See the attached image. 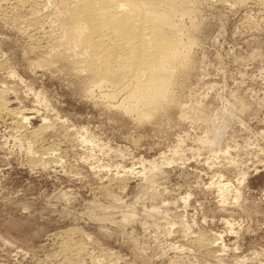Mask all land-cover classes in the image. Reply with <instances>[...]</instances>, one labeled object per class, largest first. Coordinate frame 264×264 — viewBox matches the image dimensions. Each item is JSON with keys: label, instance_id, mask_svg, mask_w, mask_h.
I'll use <instances>...</instances> for the list:
<instances>
[{"label": "rangeland", "instance_id": "rangeland-1", "mask_svg": "<svg viewBox=\"0 0 264 264\" xmlns=\"http://www.w3.org/2000/svg\"><path fill=\"white\" fill-rule=\"evenodd\" d=\"M62 2L0 4V91L28 116L0 114V264H264V1L190 4L178 108L151 123L86 53L54 57Z\"/></svg>", "mask_w": 264, "mask_h": 264}, {"label": "bare ground", "instance_id": "bare-ground-1", "mask_svg": "<svg viewBox=\"0 0 264 264\" xmlns=\"http://www.w3.org/2000/svg\"><path fill=\"white\" fill-rule=\"evenodd\" d=\"M193 1L76 0L71 4L64 0L62 15L68 20L64 23L62 42L66 50L54 57L64 60L66 51L77 48L78 52L86 53L87 58L80 60L81 67L89 71L100 88L108 89L107 100L125 94L121 108L134 114L139 122L151 123L160 113L178 108L173 85L176 76L187 67L195 42L183 22L191 14L189 6ZM1 92L0 114L9 111L20 121L27 120L28 116L21 111L9 110ZM40 132L41 128L32 131L35 135ZM42 163L45 165L47 161ZM220 187L227 189L229 184L222 183Z\"/></svg>", "mask_w": 264, "mask_h": 264}]
</instances>
